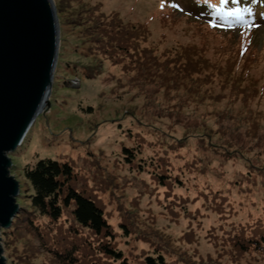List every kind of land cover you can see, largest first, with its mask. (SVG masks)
<instances>
[{
    "label": "rangeland",
    "instance_id": "1",
    "mask_svg": "<svg viewBox=\"0 0 264 264\" xmlns=\"http://www.w3.org/2000/svg\"><path fill=\"white\" fill-rule=\"evenodd\" d=\"M89 1H101L106 12L117 10L125 20L146 22L151 29L147 41L161 50L205 44L214 58L216 43L235 49L237 37L251 32L242 33L238 26L215 32L208 28V17L198 22L196 12L183 14L184 0ZM79 2L51 0L58 42L49 93L20 144L8 153L9 173L18 183V211L28 204L30 189L22 168L49 158L71 166L70 185L103 209L113 232L109 242L128 264H144L145 255L155 256L158 247L166 264H264L263 254L238 253L233 243V236L254 227L256 220L264 222V169L244 177L248 164L263 165L264 145L253 146L235 121L215 122L217 113L224 116V102L198 97L199 106L186 110L181 102L188 101L187 79L174 78V87L166 88L136 76L137 67L127 58L113 63L100 53L92 55L87 47L93 42L84 33L90 21ZM170 5L177 10L169 11ZM250 37V74L258 79L264 67V22L252 27ZM219 82L212 79L206 86L214 85L218 93ZM205 126L224 131L210 133ZM230 137L242 140L244 155L224 151ZM123 147L132 150L131 163ZM168 173L178 180L163 184L155 176ZM63 217L67 228L70 211ZM39 219L46 225L45 217ZM11 232L0 241L5 264H54L35 253L38 242L22 226ZM77 234L81 246L89 241L82 253L87 264H118L97 254V239L89 232Z\"/></svg>",
    "mask_w": 264,
    "mask_h": 264
},
{
    "label": "trees",
    "instance_id": "2",
    "mask_svg": "<svg viewBox=\"0 0 264 264\" xmlns=\"http://www.w3.org/2000/svg\"><path fill=\"white\" fill-rule=\"evenodd\" d=\"M184 1L187 7L182 11L183 14L193 16L196 12L194 16L199 17L196 19L198 22L208 17L210 19H207L210 23L208 28L215 32L238 26L242 29V33L251 31L249 32L251 36L253 25L264 22V0H235V2L228 0L224 5H221V0ZM79 3L90 21V25L84 28V33L88 36V41L93 42L87 47L92 55L100 53L102 58H109L113 63H120L127 58L129 63L137 67L136 76L142 78L145 76L150 78V81L153 79L159 86L162 82L166 88L174 87L171 84L174 78L180 77L179 82L187 79L188 101L181 102L186 110H189L192 104L193 107L199 106L198 97L207 98L206 101L210 102L211 100L224 102V116L213 113L217 117L215 122L220 123L226 118L235 121L237 125H243L245 135L249 136L246 138L253 146L260 148L264 145V67L261 78L251 76L253 61L249 56L252 54V38L249 35L241 34L237 37L235 49L228 50L225 45L227 42L216 43L214 58L206 54L205 44H175L161 50L147 41L151 29L146 22L125 20L117 10L106 12L101 1L91 3L89 0H81ZM209 5H216L221 10L217 11ZM168 9L171 12L177 10L175 5H170ZM228 9H239L238 16L227 15ZM162 23L166 22L162 21ZM211 24L217 25L214 27ZM234 41L233 39L232 43ZM92 46L95 51L92 50ZM129 68L128 70H133L132 67ZM212 79L220 81L219 85H215H218L222 91L214 93V85L207 87L210 86ZM202 86H206L204 90ZM181 119L184 123L190 122L184 114ZM205 127L210 133L224 131L223 127L218 129ZM225 142L224 145L229 147L224 150L227 154L244 155L241 139L230 137L226 138ZM122 150L128 154L125 157L126 161L131 163L130 157L134 156L132 150L127 147H123ZM222 153L227 156L226 153ZM256 169H264V162L260 168L253 163L248 164L244 177L253 178L262 173ZM22 172L30 188L29 193L25 195L28 204L14 215L8 229L0 231L1 240L8 238L12 230L22 226L26 234L33 241L38 242L37 248L33 245L34 250H37L35 253H42L44 258L50 259L54 264H77L79 259L80 264H87L82 253L83 246H88L89 241H83L82 246L77 241L80 238L77 233L84 230L97 239L95 248L98 255L118 264H128L123 253L109 242L113 232L103 215V209L93 199L70 185L73 171L68 163L43 158L34 164H25ZM155 176L163 184L169 183L172 179L178 180V176L173 177L169 173ZM66 210H69L71 215V222L67 228L63 225ZM40 217L47 219L44 223L46 225H42ZM253 225L254 227L248 228L245 233L234 235L233 243L238 253L252 249L264 255V222L256 220ZM100 237H104V240L101 241ZM158 248L155 256L145 255L144 264H166ZM88 264L98 263L95 261Z\"/></svg>",
    "mask_w": 264,
    "mask_h": 264
},
{
    "label": "water",
    "instance_id": "3",
    "mask_svg": "<svg viewBox=\"0 0 264 264\" xmlns=\"http://www.w3.org/2000/svg\"><path fill=\"white\" fill-rule=\"evenodd\" d=\"M57 42L51 0H0V229L19 209L8 153L20 144L49 93ZM0 264H5L2 256Z\"/></svg>",
    "mask_w": 264,
    "mask_h": 264
},
{
    "label": "snow or ice",
    "instance_id": "4",
    "mask_svg": "<svg viewBox=\"0 0 264 264\" xmlns=\"http://www.w3.org/2000/svg\"><path fill=\"white\" fill-rule=\"evenodd\" d=\"M227 2H228V0H221V5H224ZM233 2H235V0H233ZM209 6L212 7L213 9L217 10V11L221 10L220 8H217L216 5H209ZM226 14L229 16H238L239 9H228Z\"/></svg>",
    "mask_w": 264,
    "mask_h": 264
},
{
    "label": "bare ground",
    "instance_id": "5",
    "mask_svg": "<svg viewBox=\"0 0 264 264\" xmlns=\"http://www.w3.org/2000/svg\"><path fill=\"white\" fill-rule=\"evenodd\" d=\"M45 94H46V92L43 94V97H42V99H41V101H40V103H39V105H38V107H37V111H36V113L43 107V105H44V103H45V101H46V97L47 96H45Z\"/></svg>",
    "mask_w": 264,
    "mask_h": 264
}]
</instances>
